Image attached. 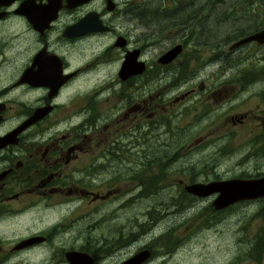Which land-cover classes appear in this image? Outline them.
<instances>
[{
	"label": "flooded vegetation",
	"instance_id": "af4514ba",
	"mask_svg": "<svg viewBox=\"0 0 264 264\" xmlns=\"http://www.w3.org/2000/svg\"><path fill=\"white\" fill-rule=\"evenodd\" d=\"M154 2L0 0V264H69L74 253L86 264H119L140 251L148 252L140 264L183 259L192 231L171 222L159 237L156 200L139 191L159 183L165 165L172 212L185 210L173 197L180 193L191 201L183 208L209 207L200 215L214 221L237 203L258 204L252 214L262 217L264 197L214 210L216 193L184 187L264 176V41L229 48L264 28V12L239 16L253 29L235 40H225L226 23L224 39L203 41L192 23L154 20ZM213 64L215 82L186 73ZM225 72L230 81L220 80ZM222 97L242 108L226 120L247 123L242 143L238 131L222 132ZM199 240L190 244L204 247Z\"/></svg>",
	"mask_w": 264,
	"mask_h": 264
},
{
	"label": "rangeland",
	"instance_id": "374dc122",
	"mask_svg": "<svg viewBox=\"0 0 264 264\" xmlns=\"http://www.w3.org/2000/svg\"><path fill=\"white\" fill-rule=\"evenodd\" d=\"M163 1L167 6H170L171 2H173L174 11L176 13L175 18H172V15H169L168 13L165 14L166 17L175 22H187L188 24L192 23L189 29L192 32V36L200 38L197 40L213 41L214 38L221 39L223 36L224 39L227 36V33L222 35L221 33L227 29L226 23L231 24L230 29H228L229 36H227L225 39L229 41L239 38L235 37L237 32L243 33L246 31V29H253L252 26H250L251 28L249 29L246 23L237 22L236 14L246 5L243 0H224L225 3H219L217 0H172L171 2L170 0H156V2H154L153 8L150 10V13L160 10V16L163 17ZM232 5L234 6L233 10H235L236 13L233 16V20H229L228 11L232 8ZM209 7H212L210 11V17L208 20L206 18L203 19V15L208 13ZM251 9L256 14L257 19H263L264 0L254 3ZM151 15L154 20L159 19L153 13H151ZM166 22L168 21L166 20ZM232 22L236 23L233 25ZM256 23L257 22H254V30L256 29ZM111 56L117 57L118 55L116 52H111ZM216 67L217 64L206 66L205 68H201L199 70H196L199 68L197 67L187 71L186 73L189 74L191 78H195L194 83L198 82L201 78L205 84H208L215 82L214 75H212V73L215 71ZM227 67H230V62H228ZM230 76V72H225L221 76L222 78L220 80L230 81ZM248 82L256 81L249 80ZM204 99L211 103L208 105H216L215 103H212L208 97ZM111 104H113V101H111ZM240 111H242L241 107H236L232 100H229V98L222 97V132L227 133L228 131L233 130L238 131L239 136L234 140L235 143H242V141L247 139L243 129L247 123L242 124L241 126H236L229 124V122H226V120ZM212 117H214V112L211 113V118ZM215 126L216 123L214 121L208 125V127H206V130L212 129ZM239 157L240 156L235 157L234 160ZM250 164L252 163L250 162ZM168 169L169 167L165 165L162 170L158 171L160 179L159 183L155 182L153 187L143 186L141 187V191L142 195H145L147 190L152 188V191L149 192L153 194L158 206L157 225L160 228H157L156 231L158 232L159 237L162 236L164 232H167V229L163 227L167 226L168 223L171 222L174 223L173 225L175 227H188L192 231L191 239L187 243L189 245L186 244L184 251L181 250L180 252V255H182L184 258L179 259V257H177V261L173 264H219L220 262V264H264V256L258 257L250 246L255 233L264 226L262 217L252 214L254 211H256L258 204L237 203L228 208V212L227 210L221 212L222 218L220 220L214 221V219L208 214L204 216L200 215L201 212L208 213L211 211L209 207L199 209L200 204H190L186 208H183L191 201H188L186 204H184L182 201L183 197L180 196V193H176L173 197L177 196V201L179 204L178 210L185 209L182 214L179 215L177 212H172L168 207L169 202L172 200V188L165 183H162L163 179L167 178ZM224 169L225 167L223 166L218 168L219 171ZM185 177L186 172L181 174L178 179H185ZM199 200L201 205H204L211 200V197ZM196 211H198L197 214H195ZM201 228L205 229L202 235L199 233V229ZM193 231L196 233L193 234ZM113 232L117 233V230H114ZM196 236L199 237L200 242H203L205 245L204 247H202L200 244H190ZM215 237L218 238L217 242L219 243L222 256H220V254H215ZM200 250L202 253H197V251ZM158 256L159 260L162 259L161 255Z\"/></svg>",
	"mask_w": 264,
	"mask_h": 264
},
{
	"label": "water",
	"instance_id": "95a60500",
	"mask_svg": "<svg viewBox=\"0 0 264 264\" xmlns=\"http://www.w3.org/2000/svg\"><path fill=\"white\" fill-rule=\"evenodd\" d=\"M48 20L52 18H47ZM254 40L257 43L264 41V28H261L254 33L247 36L245 39L238 40L232 43L229 48H233L243 42ZM175 49H170L159 56V61H168L174 55ZM132 65L135 67L134 61ZM143 69V63H137V69L134 72H139ZM124 70L121 68L119 71ZM129 74L131 72H128ZM120 78H123L120 75ZM184 190L192 195L199 197L208 196L212 193H216L214 198L211 200V206L214 210L223 209L237 201L254 199L257 197H264V176L258 178L239 179L232 178L226 180L209 181L202 184H190L184 187ZM261 215L264 221V202L261 205ZM147 251H140L134 256L119 264H140L146 255ZM73 259L69 260V264H86L82 258L81 253H74Z\"/></svg>",
	"mask_w": 264,
	"mask_h": 264
},
{
	"label": "trees",
	"instance_id": "16d2710c",
	"mask_svg": "<svg viewBox=\"0 0 264 264\" xmlns=\"http://www.w3.org/2000/svg\"><path fill=\"white\" fill-rule=\"evenodd\" d=\"M259 1H261V0H243V2L246 4L243 8H242V10H240L236 15H237V19H238V17L239 16H241L242 14H244V13H246V14H249V15H252V9H251V7H252V5L254 4V3H256V2H259ZM217 2H219V3H225V1L224 0H217ZM233 5H232V8L231 9H229V11H228V14H229V20H233V16L235 15V10H233ZM211 8L212 7H209L208 8V13L206 14V15H203V19L204 18H206L207 20L209 19V17H210V11H211ZM177 10V9H176ZM163 11V13H164V15H163V17H161L160 16V10H156V11H154V12H151V13H153L156 17H158L159 19L157 20V22L158 21H163V22H166V20L168 21V22H171V19L170 18H167L166 17V15L165 14H169V15H172V18H175L176 17V13H175V11L174 10H172V11H170V10H168V9H166V8H164V10H162ZM253 14H254V12H253ZM175 22V21H174ZM209 60V59H208ZM232 62H230V69L232 70V72H233V68H232ZM231 72V73H232ZM230 73V74H231ZM261 78H263V77H261ZM147 194H152L151 192H149V191H147ZM182 201L183 202H185V201H187V200H185V199H182ZM175 202H176V204H178V201H177V199L175 200ZM179 205V204H178ZM164 238H166L167 236H163ZM164 244H167V241H165V243ZM250 246H251V248H252V250L257 254V256L258 257H260V256H264V226L257 232V233H255V235L253 236V238H252V241H251V244H250ZM259 248H260V250H259Z\"/></svg>",
	"mask_w": 264,
	"mask_h": 264
},
{
	"label": "bare ground",
	"instance_id": "6f19581e",
	"mask_svg": "<svg viewBox=\"0 0 264 264\" xmlns=\"http://www.w3.org/2000/svg\"><path fill=\"white\" fill-rule=\"evenodd\" d=\"M247 36H248V35H247ZM247 36H244V37H242L241 39H245ZM241 39H240V40H241ZM243 43H245V42H243ZM139 191L141 192V189H140Z\"/></svg>",
	"mask_w": 264,
	"mask_h": 264
}]
</instances>
